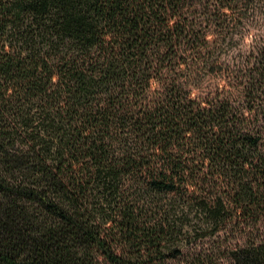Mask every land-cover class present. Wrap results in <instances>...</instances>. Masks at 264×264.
Segmentation results:
<instances>
[{
    "label": "trees",
    "instance_id": "obj_1",
    "mask_svg": "<svg viewBox=\"0 0 264 264\" xmlns=\"http://www.w3.org/2000/svg\"><path fill=\"white\" fill-rule=\"evenodd\" d=\"M263 37L264 0H0V264H264Z\"/></svg>",
    "mask_w": 264,
    "mask_h": 264
},
{
    "label": "rangeland",
    "instance_id": "obj_2",
    "mask_svg": "<svg viewBox=\"0 0 264 264\" xmlns=\"http://www.w3.org/2000/svg\"><path fill=\"white\" fill-rule=\"evenodd\" d=\"M260 29H261V27H259V26H251V28H250V33H251V36H254V35H258V36H260V35H263L261 32H259L260 31ZM262 30V29H261ZM264 38V37H263ZM246 39H248L247 41H248V43H250V37H249V35L246 37ZM248 43H246V44H248Z\"/></svg>",
    "mask_w": 264,
    "mask_h": 264
}]
</instances>
